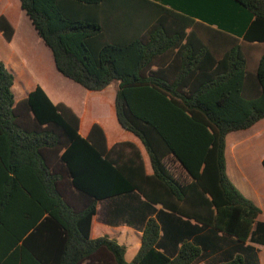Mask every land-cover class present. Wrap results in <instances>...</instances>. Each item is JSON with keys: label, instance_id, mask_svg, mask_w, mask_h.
Returning a JSON list of instances; mask_svg holds the SVG:
<instances>
[{"label": "trees", "instance_id": "1", "mask_svg": "<svg viewBox=\"0 0 264 264\" xmlns=\"http://www.w3.org/2000/svg\"><path fill=\"white\" fill-rule=\"evenodd\" d=\"M209 2L236 9L239 37L152 0H20L64 77L117 84L118 122L153 173L98 124L83 138L40 85L16 101L0 60V264H260L261 210L228 178L225 138L264 118V53L252 70L238 43H264V0ZM0 31L12 40L4 16ZM100 210L142 232L132 261L116 238H91Z\"/></svg>", "mask_w": 264, "mask_h": 264}, {"label": "crops", "instance_id": "2", "mask_svg": "<svg viewBox=\"0 0 264 264\" xmlns=\"http://www.w3.org/2000/svg\"><path fill=\"white\" fill-rule=\"evenodd\" d=\"M152 1L194 16L197 21L209 25L213 30L231 33L232 36L235 35L234 37H239L243 33L244 25L236 20L235 8L231 11L217 3L220 10L216 16L211 11L213 8L209 4L211 0ZM0 16H4L15 30L11 41H7L0 31V60L15 76L13 92L17 85H21L19 96L14 94L16 101L26 98L37 85H40L55 104L64 103L79 116L81 121L79 133L83 138L89 137L93 125L98 124L104 132L108 149L118 143H133L141 153L145 173L152 174V166L143 144L132 133L124 130L118 122L115 110L117 84L112 83L102 91L93 92L64 77L57 70L50 49L44 44L30 18L21 8L20 0H0ZM238 43L242 47L247 46V49L251 47L254 50V54L251 55L253 58L257 56L258 59L264 53L258 50L264 43L255 42L249 46L241 38L238 39ZM218 46L222 47L219 43ZM263 160L264 118L246 130L231 132L226 136V174L235 187L260 208L258 220L264 223ZM103 204L106 208L109 205L108 202ZM101 205H98V209ZM155 207L162 208L160 205ZM101 210L92 219L91 238L103 236L116 238L127 248L125 259L128 262L132 261L140 248L142 232L125 224L110 225V222L101 216ZM256 247L259 250L260 264H264V245Z\"/></svg>", "mask_w": 264, "mask_h": 264}, {"label": "rangeland", "instance_id": "3", "mask_svg": "<svg viewBox=\"0 0 264 264\" xmlns=\"http://www.w3.org/2000/svg\"><path fill=\"white\" fill-rule=\"evenodd\" d=\"M247 49V48H246ZM259 51H264V46L262 47L261 46V48H259L258 49ZM244 51V54L245 55H247V54H249V55H252V54H254V50L250 47V49H247V50H243ZM255 55H257V54H255ZM248 56V55H247ZM257 59V56L256 57H250L249 58V60H250V66L251 67H253V66H255L256 64H255V60ZM20 88H21V85H17V87H15L14 88V94L16 95V96H19V93H20Z\"/></svg>", "mask_w": 264, "mask_h": 264}]
</instances>
